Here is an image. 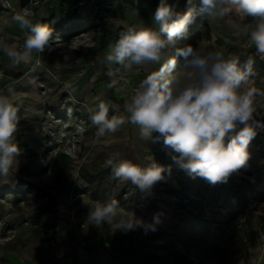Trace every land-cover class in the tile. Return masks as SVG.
Segmentation results:
<instances>
[{"label":"rangeland","instance_id":"rangeland-1","mask_svg":"<svg viewBox=\"0 0 264 264\" xmlns=\"http://www.w3.org/2000/svg\"><path fill=\"white\" fill-rule=\"evenodd\" d=\"M159 3L0 0V21L28 10L34 22L53 29L50 47L27 65L13 67L0 52V94L11 89L19 109L14 136L21 150L9 174L0 175V264H264V135L250 142L243 167L213 185L183 169L173 159L179 154L162 140H140L134 125L98 138L89 119L99 100L109 104V118L126 117L133 89L161 66L125 70L103 60L127 27L159 29L153 18ZM167 3L173 14L189 7L188 0ZM193 3V22L165 58L186 45L242 60L253 56L246 87L257 90L254 115L264 118V60L240 34L253 18L234 11L210 18L199 11L200 0ZM0 36L9 43L24 39L11 23ZM176 58L179 69L182 58ZM116 152L134 162L152 157L165 168L164 179L145 190L120 182L106 167ZM112 197L145 222L159 216L156 230L114 231L88 223L93 201Z\"/></svg>","mask_w":264,"mask_h":264},{"label":"clouds","instance_id":"clouds-1","mask_svg":"<svg viewBox=\"0 0 264 264\" xmlns=\"http://www.w3.org/2000/svg\"><path fill=\"white\" fill-rule=\"evenodd\" d=\"M184 13L173 14L167 0H160L154 13L158 30L129 26L106 52L107 64L120 65L125 70L135 66L160 64L133 89L124 104L125 116L109 118V104L99 100L89 110V119L96 127V136L103 138L117 133L125 124L138 129L140 140L163 141L178 156L173 159L189 174L199 176L215 185L227 182L229 176L243 167L248 159L250 142L264 127L254 118L257 112L256 89L246 87L253 75L254 57L230 54L221 50L204 51L186 45L176 50V56L165 58V52L183 36L197 11L193 0ZM199 11L210 18L224 17L235 12L251 17L254 23L242 27L240 34L256 54L264 60V0H200ZM15 24L24 33L21 43H9L0 36V52L15 67L29 64L34 54L50 47L53 29L44 23L34 22V14L21 10L10 19L0 21V33L9 24ZM177 56L182 63L177 69ZM163 61V63H162ZM109 76L114 75L110 70ZM123 79V77H121ZM127 83V81H125ZM9 95L0 94V175L7 176L15 166L20 148L15 141L19 122L18 107ZM156 133L155 137L153 134ZM115 178L131 182L142 190L149 189L164 179L165 168L150 157L144 162L120 159L118 152L106 161ZM88 223L104 225L112 230L128 232L143 228L155 231L159 216L151 223L125 211L119 201H93L89 207Z\"/></svg>","mask_w":264,"mask_h":264},{"label":"built area","instance_id":"built-area-1","mask_svg":"<svg viewBox=\"0 0 264 264\" xmlns=\"http://www.w3.org/2000/svg\"><path fill=\"white\" fill-rule=\"evenodd\" d=\"M254 118L258 121L261 122L262 125H264V118H261V117H258L256 115H254ZM257 134H261V135H264V127H262Z\"/></svg>","mask_w":264,"mask_h":264},{"label":"crops","instance_id":"crops-1","mask_svg":"<svg viewBox=\"0 0 264 264\" xmlns=\"http://www.w3.org/2000/svg\"><path fill=\"white\" fill-rule=\"evenodd\" d=\"M256 136H258V135H256ZM263 141H264V137L263 136H259ZM260 140V139H259Z\"/></svg>","mask_w":264,"mask_h":264}]
</instances>
